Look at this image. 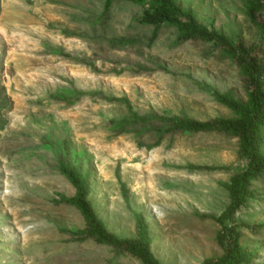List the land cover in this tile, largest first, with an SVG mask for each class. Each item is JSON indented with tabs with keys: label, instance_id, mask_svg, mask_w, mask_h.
Returning a JSON list of instances; mask_svg holds the SVG:
<instances>
[{
	"label": "rangeland",
	"instance_id": "374dc122",
	"mask_svg": "<svg viewBox=\"0 0 264 264\" xmlns=\"http://www.w3.org/2000/svg\"><path fill=\"white\" fill-rule=\"evenodd\" d=\"M177 1L233 43L250 47L260 39L248 0ZM142 13L130 2L105 11L104 0H0V264H142L62 231L87 223L75 206L60 203L76 190L44 139L83 153L89 200L109 232L138 240L141 214L160 264L224 256L221 227L206 216H220L230 202L225 185L244 165L239 140L222 132L176 134L149 149L134 133L112 130L110 122L129 109L103 96L127 98L140 115L229 119L212 91L245 102L241 72L202 42H180L172 27L150 43L155 27L139 24ZM62 90L87 94L68 104L57 98ZM249 194L237 214L246 225L241 242L257 251L249 264H264V174Z\"/></svg>",
	"mask_w": 264,
	"mask_h": 264
},
{
	"label": "trees",
	"instance_id": "16d2710c",
	"mask_svg": "<svg viewBox=\"0 0 264 264\" xmlns=\"http://www.w3.org/2000/svg\"><path fill=\"white\" fill-rule=\"evenodd\" d=\"M104 2L105 11L118 2H130L142 7L143 13L139 24L155 27L150 43L157 37L160 28L172 27L177 31L180 42H202L210 49L220 52L222 58L231 59L239 68L247 97L245 102L235 99L229 92L212 91L210 87L202 84L205 89L213 92L219 103L232 112L233 117L229 119L198 121L185 112L179 115L156 113L140 115L133 111L125 97L103 98L109 102L122 103L129 109L128 116L110 122L112 130L117 135L134 133L138 144L149 149L160 146L166 137L176 134L222 132L239 140V154L244 165L234 174L231 184L225 185L230 202L220 216H206L214 219L221 227L219 241L224 247V256L220 259H207L203 264H249L257 251L243 246L241 238L246 225L237 218V214L248 202L250 184L264 174V0L247 2V15L260 33L258 42L250 47L240 42L233 43L215 29L201 24L194 11L185 9L177 0H104ZM103 18V16L97 18L96 22ZM120 42L126 44L128 40L121 39ZM54 53L61 54V51L55 50ZM73 60L86 63L85 60L78 58ZM136 68L138 71L146 70L141 65ZM86 94L80 90H62L57 98L74 104ZM43 144L45 149L60 156L57 168L76 190L73 198L64 197L60 203L75 206L87 223L84 230L62 231L79 241L94 239L97 243L112 247L118 252H126L139 259L142 264H160L151 250L149 228L141 214L137 215L138 240L116 236L99 220L89 200L90 175L83 174L80 165L83 153L73 152L68 141L52 143L44 139ZM123 188H126L125 184ZM124 191L127 194V191Z\"/></svg>",
	"mask_w": 264,
	"mask_h": 264
}]
</instances>
